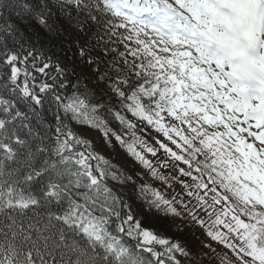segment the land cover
<instances>
[{
  "label": "snow or ice",
  "instance_id": "snow-or-ice-1",
  "mask_svg": "<svg viewBox=\"0 0 264 264\" xmlns=\"http://www.w3.org/2000/svg\"><path fill=\"white\" fill-rule=\"evenodd\" d=\"M0 264H264V0H0Z\"/></svg>",
  "mask_w": 264,
  "mask_h": 264
},
{
  "label": "trees",
  "instance_id": "trees-1",
  "mask_svg": "<svg viewBox=\"0 0 264 264\" xmlns=\"http://www.w3.org/2000/svg\"><path fill=\"white\" fill-rule=\"evenodd\" d=\"M89 136L94 140L93 150L102 153L106 158L110 159L115 165H119L123 170L130 169L132 162L119 146L113 142L111 147L103 145L101 137L95 131L89 133Z\"/></svg>",
  "mask_w": 264,
  "mask_h": 264
}]
</instances>
